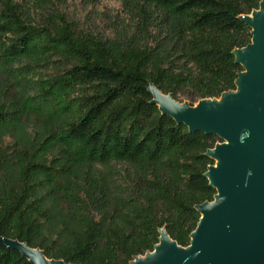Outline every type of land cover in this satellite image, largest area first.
<instances>
[{"label": "trees", "instance_id": "obj_1", "mask_svg": "<svg viewBox=\"0 0 264 264\" xmlns=\"http://www.w3.org/2000/svg\"><path fill=\"white\" fill-rule=\"evenodd\" d=\"M120 1L132 23L100 37L56 14L35 24L29 5L0 0V75L9 69L16 77L0 129L48 109L59 120L32 156L28 145L12 158L0 155V236L64 264H131L155 249L161 228L190 245L197 206L217 193L206 176L216 162L207 151L223 139L163 113L149 86L190 105L235 90L245 68L234 50L253 38L241 16L262 0ZM25 89L32 93L17 95ZM57 145L67 161H123L133 171L121 193L78 181L61 156L47 163ZM0 264L33 263L0 240Z\"/></svg>", "mask_w": 264, "mask_h": 264}, {"label": "water", "instance_id": "obj_2", "mask_svg": "<svg viewBox=\"0 0 264 264\" xmlns=\"http://www.w3.org/2000/svg\"><path fill=\"white\" fill-rule=\"evenodd\" d=\"M241 18L252 28V42L234 50L245 70L237 88L195 105L175 100L153 83L152 103L186 124L190 131L218 135L207 154L215 159L206 176L217 189L215 199L197 206L201 218L190 245L173 240L165 228L153 251L131 264H264V0ZM33 264H64L44 250L0 236Z\"/></svg>", "mask_w": 264, "mask_h": 264}, {"label": "rangeland", "instance_id": "obj_3", "mask_svg": "<svg viewBox=\"0 0 264 264\" xmlns=\"http://www.w3.org/2000/svg\"><path fill=\"white\" fill-rule=\"evenodd\" d=\"M18 1L23 2L26 8H28V5L30 6V16L36 21L34 22L35 24L45 21L51 15L56 14L70 22L76 23L80 29L94 33L100 37H116L118 30L126 28L133 21V19L127 20L129 14L120 0H42V2H47L45 7H40V3L34 4V0ZM56 19L60 20L59 18ZM27 61L25 59L22 64H25ZM53 65L55 68V64ZM38 69H41V71L49 70L43 67H39ZM50 70L53 71L54 69ZM10 74L12 72L6 69L0 75V110L12 107L11 102L16 91V87L12 84L16 77ZM31 93V89H25L20 90L17 95L24 97ZM180 98L182 99L183 96H180ZM58 121L48 109L41 113L30 112L19 123H10L6 127L1 128L0 155L12 158L16 150L22 149L24 145H28V156H32L38 144ZM47 151H49L45 157L47 163H50L54 157L61 156L63 161L69 159V154L64 152L63 147L60 145L48 148ZM72 158L67 163L73 167L78 181L96 180L100 184H106L105 187L111 192L121 193L124 189L122 186L125 184L124 178L127 177L128 172L133 171L130 164L123 161L90 164L80 162L79 159L74 157ZM48 188L49 184L46 183V189L42 190V194L46 193ZM46 204L49 207L53 206L49 200L46 201Z\"/></svg>", "mask_w": 264, "mask_h": 264}]
</instances>
